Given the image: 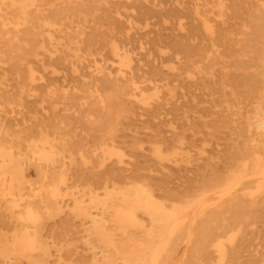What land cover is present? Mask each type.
Masks as SVG:
<instances>
[{
  "label": "bare ground",
  "instance_id": "obj_1",
  "mask_svg": "<svg viewBox=\"0 0 264 264\" xmlns=\"http://www.w3.org/2000/svg\"><path fill=\"white\" fill-rule=\"evenodd\" d=\"M40 1L0 0V12L16 11L17 25H26L28 9L38 11ZM119 3L135 12L112 16L114 28L102 45L97 30L63 32L76 39L77 58L79 52L93 56L104 50L110 59L95 69L102 73L95 78L98 87L109 90V113L114 100L136 103L149 119H158L157 128L113 138L102 148L98 171L83 151L59 137L57 125H47L28 151L14 150L5 130L0 225L13 233L0 237V264H264V251L251 249L264 223V0ZM153 18L170 25L153 29ZM136 22L147 30L134 56L126 47L133 38L122 29ZM38 26L46 38L33 53L42 59L32 63L43 68L45 57L60 63L65 56L57 46L50 52L44 44L60 29L50 19ZM148 90L154 93L146 97ZM6 122L8 117L0 118ZM81 181L91 195L93 189L104 192L89 202L71 198V215L88 223L90 254L67 246L54 258L45 223L69 208L61 188Z\"/></svg>",
  "mask_w": 264,
  "mask_h": 264
},
{
  "label": "rangeland",
  "instance_id": "obj_2",
  "mask_svg": "<svg viewBox=\"0 0 264 264\" xmlns=\"http://www.w3.org/2000/svg\"><path fill=\"white\" fill-rule=\"evenodd\" d=\"M157 1L175 5L187 0ZM35 6L38 7V11L28 9L31 22L26 25H17L21 21L16 11L7 8L0 12V118L6 116L10 120L0 124V135L7 130L9 145L14 150L28 151L33 142L42 138L47 125L52 129L57 125L55 131L60 132L59 137L65 143L74 144L75 149L83 151L90 168L98 171L103 162L102 148L109 145L113 138L119 140L123 133H131L135 130L153 132L157 128L158 119H149L144 107L136 103L134 107H130L122 103L121 99L114 100L113 113L110 114V106L106 101L109 90L98 87V83L95 82V78L102 76V73L95 69L109 64L110 59L106 57L104 50L93 56L84 54L85 51L79 52L82 56L77 58L76 39L70 36L75 32L91 33L97 30L100 32L97 45H102L108 39L107 32L114 28L110 25L111 17L121 16V19H124L123 11L127 13L135 11L121 5L119 0H41L35 3ZM43 19L55 21L56 28L60 29L59 32L53 33L51 42H44L46 50L52 52L57 46L58 55L65 57L60 63L54 64L48 63L49 57H45V66L40 68L32 61L42 59L41 56L34 57L33 53L39 45H43V39L46 38L38 28V23ZM149 22H151L149 27L159 30L170 25L169 21L164 27L155 24V18ZM146 30L144 24L137 22L131 29L128 27L122 29V34L127 33L133 38L126 47L133 50L135 46L144 43L140 33ZM63 31L71 32V35L65 36ZM176 31V29L172 30V33ZM118 38L116 43L120 45L124 36L120 35ZM136 52L133 50L131 54L135 56ZM58 55H52L51 58ZM30 71H33L34 80H30ZM115 75L116 72H112L111 76ZM153 93V90H148L145 95L149 97ZM247 114L249 116L250 112L248 111ZM53 117L56 118L52 119ZM170 117V114L166 116V118ZM160 126L164 129L168 128L164 123ZM163 136L167 137L168 134ZM202 145L206 147L208 144ZM144 146L148 150L149 145L144 144ZM76 157L77 161H80L79 155ZM29 179L34 181L35 177L32 175ZM92 191L91 195L85 181L77 182L69 188H61L59 193L69 208L64 207L61 215L45 223L46 239L54 258L67 246L72 247L79 254H90L86 251L88 247L86 242L88 239L91 240L85 231L88 223L85 224L84 221L71 215V198L81 196L86 202H89L90 196L96 194L97 198H103L102 189ZM92 211L95 213L94 209ZM62 219L67 221L64 222ZM1 220L7 221L5 217ZM262 225L256 228L261 232V236L253 241L254 245L251 249L254 251H264V223ZM12 233L13 228H3L0 225V237L11 236ZM96 251L99 249L96 248Z\"/></svg>",
  "mask_w": 264,
  "mask_h": 264
}]
</instances>
